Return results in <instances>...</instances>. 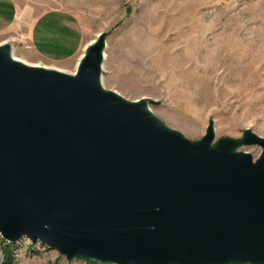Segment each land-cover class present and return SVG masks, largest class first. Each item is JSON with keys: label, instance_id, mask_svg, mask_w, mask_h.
<instances>
[{"label": "water", "instance_id": "obj_1", "mask_svg": "<svg viewBox=\"0 0 264 264\" xmlns=\"http://www.w3.org/2000/svg\"><path fill=\"white\" fill-rule=\"evenodd\" d=\"M109 31L75 74L0 45V233L68 260L264 264V137L192 141L102 85ZM214 144V145H213ZM213 145V146H212Z\"/></svg>", "mask_w": 264, "mask_h": 264}, {"label": "rangeland", "instance_id": "obj_2", "mask_svg": "<svg viewBox=\"0 0 264 264\" xmlns=\"http://www.w3.org/2000/svg\"><path fill=\"white\" fill-rule=\"evenodd\" d=\"M13 1L34 4L36 15L63 8L75 15L83 36L72 55L52 58L12 33L1 35L0 44L9 43L21 60L74 74L86 47L109 31L106 90L145 100L167 128L189 140L201 139L213 121L214 143L228 137L241 141L236 152L255 160L262 153L243 138L247 129L264 137V0ZM16 243L17 264H87L31 238Z\"/></svg>", "mask_w": 264, "mask_h": 264}, {"label": "crops", "instance_id": "obj_3", "mask_svg": "<svg viewBox=\"0 0 264 264\" xmlns=\"http://www.w3.org/2000/svg\"><path fill=\"white\" fill-rule=\"evenodd\" d=\"M35 12L34 4L0 0V36L12 33L33 52L52 58L70 56L81 46L82 31L73 13L59 7Z\"/></svg>", "mask_w": 264, "mask_h": 264}, {"label": "trees", "instance_id": "obj_4", "mask_svg": "<svg viewBox=\"0 0 264 264\" xmlns=\"http://www.w3.org/2000/svg\"><path fill=\"white\" fill-rule=\"evenodd\" d=\"M0 243H1L0 244L1 252L3 254V260L1 264H17V258H16L17 243L9 242L4 238L1 239ZM86 263L87 264H106V263H100V262L92 261V260H86Z\"/></svg>", "mask_w": 264, "mask_h": 264}, {"label": "bare ground", "instance_id": "obj_5", "mask_svg": "<svg viewBox=\"0 0 264 264\" xmlns=\"http://www.w3.org/2000/svg\"><path fill=\"white\" fill-rule=\"evenodd\" d=\"M4 44H6V43H4ZM0 45H3V44H0ZM11 55H12V57L15 59V60H18V61H21V62H23V63H25V64H27V65H30V66H34V67H45V66H40V65H35V64H28V62H26V61H24V60H21L19 57H17L16 55H15V53L13 52V48L11 47ZM105 55V54H104ZM50 69H52V68H50ZM58 70V69H57ZM59 71H61V70H59ZM62 72H64V71H62ZM76 73V72H75ZM74 73V74H75ZM141 101V100H140ZM137 102H139V101H137ZM156 117V116H155ZM214 128V127H213ZM229 139H231V138H229ZM235 144H236V146H238L239 145V142H241V141H239V140H236V139H231ZM244 140H245V138H243V142H244ZM214 145V144H213ZM212 145V146H213Z\"/></svg>", "mask_w": 264, "mask_h": 264}, {"label": "built area", "instance_id": "obj_6", "mask_svg": "<svg viewBox=\"0 0 264 264\" xmlns=\"http://www.w3.org/2000/svg\"><path fill=\"white\" fill-rule=\"evenodd\" d=\"M247 264H249V263H247Z\"/></svg>", "mask_w": 264, "mask_h": 264}]
</instances>
